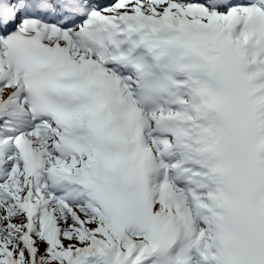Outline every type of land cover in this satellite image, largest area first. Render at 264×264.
Instances as JSON below:
<instances>
[{
	"label": "snow or ice",
	"instance_id": "6c2138e0",
	"mask_svg": "<svg viewBox=\"0 0 264 264\" xmlns=\"http://www.w3.org/2000/svg\"><path fill=\"white\" fill-rule=\"evenodd\" d=\"M0 264H264V0H0Z\"/></svg>",
	"mask_w": 264,
	"mask_h": 264
}]
</instances>
